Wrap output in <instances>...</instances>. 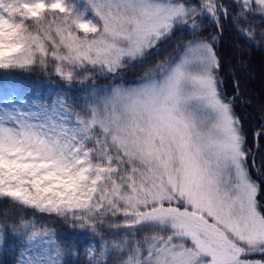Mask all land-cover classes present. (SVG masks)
I'll list each match as a JSON object with an SVG mask.
<instances>
[{
    "label": "snow or ice",
    "instance_id": "obj_1",
    "mask_svg": "<svg viewBox=\"0 0 264 264\" xmlns=\"http://www.w3.org/2000/svg\"><path fill=\"white\" fill-rule=\"evenodd\" d=\"M228 21L264 42V0H0V254L264 264V184L219 75ZM177 32L190 38L146 64ZM35 71L56 83L11 76Z\"/></svg>",
    "mask_w": 264,
    "mask_h": 264
},
{
    "label": "trees",
    "instance_id": "obj_2",
    "mask_svg": "<svg viewBox=\"0 0 264 264\" xmlns=\"http://www.w3.org/2000/svg\"><path fill=\"white\" fill-rule=\"evenodd\" d=\"M214 30V25L211 23L206 24L205 32ZM187 38H190L187 33L183 35L180 32L175 33L172 39L163 43L167 50L159 52L158 55L153 53L146 64L154 63L157 58L163 57L166 53L172 51L182 39ZM216 47L221 58L219 75L223 80V89L227 96L235 97L234 110L236 115L240 117L247 137V146L255 154V167L260 170V174L258 175L255 168L252 167V158H249L248 161L250 171L258 182L264 184V180H262V176H264V135H261L258 139V148L256 147L257 141L254 138V134L264 128V44L259 41V37H257V43H250L245 37L239 35L231 22L228 21L224 23L223 36ZM143 70L144 67L141 66L128 69L126 70L125 79H133L135 75ZM11 76L26 81L34 78H40L43 81L51 79L53 83H56L55 77H47L39 71L16 72L12 73ZM235 81L239 82V95H236ZM99 82L106 83V81ZM76 88L78 89L79 86L77 85ZM4 207L12 206L7 202L0 203V208ZM41 219L45 223L50 220L54 221L52 226L58 230L62 240L75 241L80 248L89 243L90 236L86 231L70 229L68 225L56 220L55 217L43 216ZM8 242H12L11 237H9ZM11 260L12 255L10 253L0 254V261L11 264ZM71 264H84L83 256L80 257L79 261L73 258Z\"/></svg>",
    "mask_w": 264,
    "mask_h": 264
},
{
    "label": "rangeland",
    "instance_id": "obj_3",
    "mask_svg": "<svg viewBox=\"0 0 264 264\" xmlns=\"http://www.w3.org/2000/svg\"><path fill=\"white\" fill-rule=\"evenodd\" d=\"M187 39H189V38H187ZM261 43H263L264 44V42H261ZM179 44V43H178ZM177 45V44H176ZM169 48V47H168ZM159 52H163V51H165V50H167L166 48H165V46H164V44L162 43L161 45H160V47H159ZM171 52V51H170ZM169 53V52H168ZM168 53H166V55L168 54ZM165 55V56H166ZM165 56H163V57H159V58H157V59H163ZM156 62V61H155ZM145 70V69H144ZM143 70V71H144ZM143 71L141 72V73H139V74H137V75H135L134 77H133V79H129L128 81H133L134 79H135V77H138V76H140L142 73H143ZM23 81H26V80H23ZM36 81H43L42 79H40V78H34V79H31L30 81H28V82H36ZM251 164H252V161H251ZM253 179H255L256 180V178L253 176Z\"/></svg>",
    "mask_w": 264,
    "mask_h": 264
}]
</instances>
